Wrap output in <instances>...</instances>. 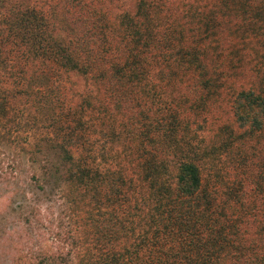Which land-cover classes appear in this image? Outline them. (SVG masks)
<instances>
[{
	"label": "trees",
	"instance_id": "16d2710c",
	"mask_svg": "<svg viewBox=\"0 0 264 264\" xmlns=\"http://www.w3.org/2000/svg\"><path fill=\"white\" fill-rule=\"evenodd\" d=\"M0 149L10 264H264V0H0Z\"/></svg>",
	"mask_w": 264,
	"mask_h": 264
},
{
	"label": "rangeland",
	"instance_id": "374dc122",
	"mask_svg": "<svg viewBox=\"0 0 264 264\" xmlns=\"http://www.w3.org/2000/svg\"><path fill=\"white\" fill-rule=\"evenodd\" d=\"M10 152L9 149H0V264L11 263L9 260V257H11L9 254L10 248L22 246L24 249H27L29 243H31V240L24 236L21 237L23 238L21 240L19 238L20 234L17 235L20 232L15 231L20 224L18 217L19 208H17V205L24 198L28 201L32 200L34 196L36 197L35 185L28 180V177L31 176V168L24 164L23 167H20L21 172L18 171L15 179L13 177L15 173L12 175L9 173L5 176L3 175L4 170H8L7 172L10 173L13 172L14 165L12 166V161L7 158V154H11ZM23 161L25 162V158H23ZM23 190L25 191L24 196L22 195ZM47 204L49 202H45L42 205L43 214H45L44 208H46ZM2 235H5L7 238L4 239L5 237H2ZM9 237L14 241H8L7 239ZM17 241H21L22 243L15 245Z\"/></svg>",
	"mask_w": 264,
	"mask_h": 264
}]
</instances>
